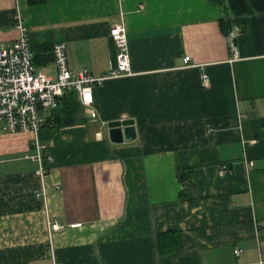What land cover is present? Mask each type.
Segmentation results:
<instances>
[{
    "label": "crops",
    "instance_id": "1",
    "mask_svg": "<svg viewBox=\"0 0 264 264\" xmlns=\"http://www.w3.org/2000/svg\"><path fill=\"white\" fill-rule=\"evenodd\" d=\"M16 16L53 78L55 43L71 70L109 72L122 24L131 75L94 85V118L54 128L42 114V178L32 134L0 122V264H264V14L233 21L234 61L208 0H0V45ZM122 119L136 137L112 143ZM163 232L182 248L160 253Z\"/></svg>",
    "mask_w": 264,
    "mask_h": 264
},
{
    "label": "built area",
    "instance_id": "2",
    "mask_svg": "<svg viewBox=\"0 0 264 264\" xmlns=\"http://www.w3.org/2000/svg\"><path fill=\"white\" fill-rule=\"evenodd\" d=\"M18 31L17 39L8 46L0 45V122L4 129L11 133L29 132L32 134L34 154L26 155L37 163V173L45 176V159L50 158L48 147L42 145L39 131L42 128V112H49L58 106L59 98L65 91H73L77 100L85 108L86 113L94 117L93 91L94 85L107 79L131 75L128 39L122 24H114L110 28V36L116 48L115 63L110 71L93 77L86 69L74 71L68 67L66 46L55 43L52 46L53 63L56 75L46 76L33 64V55L25 22L20 16L14 18ZM238 28L233 26L227 35V44L235 60L237 48L235 39ZM189 57H184L187 62ZM207 80L206 76H203ZM251 166V163H248ZM78 224H71L75 227ZM49 232L61 229L57 222L48 223ZM240 250H234L238 255Z\"/></svg>",
    "mask_w": 264,
    "mask_h": 264
},
{
    "label": "trees",
    "instance_id": "3",
    "mask_svg": "<svg viewBox=\"0 0 264 264\" xmlns=\"http://www.w3.org/2000/svg\"><path fill=\"white\" fill-rule=\"evenodd\" d=\"M28 6L34 7L43 5L46 0H25ZM221 6L223 16L218 24L222 33L227 36L234 24L235 19L264 14V0H208ZM52 47L47 46L46 51H50ZM40 58L33 59V64ZM51 60V51L46 58ZM36 60V61H35ZM83 107L77 100L73 91H65L59 98L58 106L54 110L49 111L46 122L52 123L54 128H60L72 125L80 120V114ZM251 163V162H250ZM252 165V163H251ZM158 249L160 253L168 254L179 251L182 248V238L177 232H163L157 236Z\"/></svg>",
    "mask_w": 264,
    "mask_h": 264
},
{
    "label": "water",
    "instance_id": "4",
    "mask_svg": "<svg viewBox=\"0 0 264 264\" xmlns=\"http://www.w3.org/2000/svg\"><path fill=\"white\" fill-rule=\"evenodd\" d=\"M242 27V25H241ZM107 134L110 142L119 144L133 141L136 130L133 119L114 120L107 123Z\"/></svg>",
    "mask_w": 264,
    "mask_h": 264
},
{
    "label": "bare ground",
    "instance_id": "5",
    "mask_svg": "<svg viewBox=\"0 0 264 264\" xmlns=\"http://www.w3.org/2000/svg\"><path fill=\"white\" fill-rule=\"evenodd\" d=\"M122 26H123V25H122ZM14 27H15V26H14ZM15 28H16V27H15ZM123 28H124V33H125V35H127V34H126V28H125L124 26H123ZM16 30H17V29H16ZM109 35H110V34H109ZM17 37H18V35H17ZM17 37H16V39H17ZM110 38H111V36H110ZM16 39H15V40H16ZM15 40H14V41H15ZM111 40H112V38H111ZM14 41H13V42H14ZM112 41H113V40H112ZM52 57H53V56H52ZM74 71H75V70H74ZM93 92H94V91H93ZM60 98H61V97H60ZM79 103H80V102H79ZM81 106H82V105H81ZM82 107H83V106H82ZM83 111L85 112V111H87V110H85V108L83 107ZM43 113H44V112H42L41 115H42ZM85 113H86V112H85ZM87 114H88V113H87ZM95 114H96V112H95ZM88 115H89V114H88ZM95 116H96V115H95ZM95 116H94V117H95ZM90 117H91V116H90ZM94 117H92V118H94ZM107 123H108V122H107ZM3 127H4V126H3ZM5 131H6V130H5ZM6 132H8V131H6ZM9 133H11V132H9ZM42 145H44V144H42ZM47 153H48V150H47ZM48 154H49V153H48ZM46 160H48V161H52L50 158H46L45 161H46ZM39 176H40V175H39ZM40 177L42 178L43 176H40Z\"/></svg>",
    "mask_w": 264,
    "mask_h": 264
},
{
    "label": "rangeland",
    "instance_id": "6",
    "mask_svg": "<svg viewBox=\"0 0 264 264\" xmlns=\"http://www.w3.org/2000/svg\"><path fill=\"white\" fill-rule=\"evenodd\" d=\"M232 29V28H231ZM230 32V31H229ZM227 37V36H226ZM231 53V52H230ZM237 53H238V51H237ZM67 55V54H66ZM232 55V54H231ZM234 61V60H233ZM58 223V222H57ZM59 224V223H58ZM59 225H61V224H59ZM236 250H238V249H236ZM235 254V253H234ZM239 254V253H238ZM236 255V254H235Z\"/></svg>",
    "mask_w": 264,
    "mask_h": 264
}]
</instances>
